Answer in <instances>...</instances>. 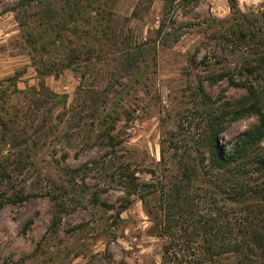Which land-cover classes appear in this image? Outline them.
Returning a JSON list of instances; mask_svg holds the SVG:
<instances>
[{
    "label": "rangeland",
    "instance_id": "1",
    "mask_svg": "<svg viewBox=\"0 0 264 264\" xmlns=\"http://www.w3.org/2000/svg\"><path fill=\"white\" fill-rule=\"evenodd\" d=\"M19 1L0 0V116L14 124L19 136L33 134L40 123L42 137L34 138L36 153L31 160H12L19 146L8 151L7 145H1L2 154L10 157L7 172L12 183L28 196L0 208V264H187L186 258L194 260L198 239L188 243L184 255L163 259L167 237L158 233L157 193L138 186L143 201L137 194L127 195L113 178L127 165L138 183L160 186L161 180H173L178 162L197 160L196 150L201 147L202 115L194 92L198 83L202 81L213 97L223 92L235 99L244 93L225 80L211 84L205 79L214 65L219 68L217 60L223 57L211 33L216 26L213 18L231 15L228 0H173L167 8L166 0H114L105 7L114 25L102 45L82 32L77 37L70 24L55 43L46 40L47 51H40L56 66L43 77L44 91L57 99L47 114L48 105L36 109L34 104L36 98L43 99L39 55L32 57L40 41L28 39L21 27ZM237 5L259 15L264 27V0H237ZM42 6L25 9L30 14L40 12ZM162 21L166 32L159 36L156 30ZM89 26L83 23L80 28ZM146 41L139 73L118 77L114 58L123 48ZM75 44L82 52L68 67ZM88 47L92 49L85 52ZM92 89L107 91L111 102L105 112L119 115L112 145L94 142L101 125L87 116L92 107L85 90ZM81 117L92 126L77 124ZM253 120L242 117L220 135L225 150L239 129ZM72 168L76 171L66 172ZM52 188L58 189L54 195L61 207L53 205L46 193ZM122 204L126 208L117 214ZM56 218L59 222L51 225Z\"/></svg>",
    "mask_w": 264,
    "mask_h": 264
},
{
    "label": "trees",
    "instance_id": "2",
    "mask_svg": "<svg viewBox=\"0 0 264 264\" xmlns=\"http://www.w3.org/2000/svg\"><path fill=\"white\" fill-rule=\"evenodd\" d=\"M113 1H19L21 16L18 19L21 27L28 39L40 41L39 46H34L32 56L36 59L39 55L38 85L43 90V99L36 98L34 101L36 109L48 105L47 114L55 104L53 101L57 100L56 94L44 91L46 86L43 77L52 73L56 67L41 53L47 51L46 40L55 43L61 31L72 24L73 33L77 37L83 33L87 37H94L102 45L103 38L108 39L113 30V18L109 16V9L105 8L112 6ZM171 1L166 0L164 7L167 8ZM228 2L231 15L224 19L213 18L216 26L211 33V38L221 47L223 57L217 60L219 68L214 65V70L205 79L211 84L225 80L229 86L243 89L244 93L235 99L227 98L223 92L213 97L206 91L202 81L198 83L194 92L199 100L196 109L202 115L201 147L196 150L197 160L178 162V175L173 180L166 183L161 180L160 186L151 182L138 183L133 174L129 173L127 165L121 166L117 178H113V181L122 185L127 195L137 194L143 201H146L145 195L138 194V186L143 185L157 193L160 212L158 233L167 237L162 254L166 260H169L168 255H184V251L190 247L188 243L198 239L195 258H186L187 264H217L224 259V264H264V27H261L259 15L254 11L240 10L237 0ZM39 3H43L40 12L27 13V9ZM83 23L90 26L81 29ZM156 31L159 36L166 32L164 21L159 23ZM147 45L146 41L122 49V54L114 58L118 77L139 73V61H145ZM91 49L88 47L85 52ZM81 52L79 45L75 44L70 49L65 65L71 67L73 59ZM82 76L85 77V71H82ZM10 78L13 79V76ZM88 91L85 90V94L89 97L92 111L87 116L93 117L101 125L94 142L112 145L115 122L119 115L105 112L111 102L107 91ZM246 116L253 117L255 123H251L249 130L239 134L232 146L225 150L220 135L234 121ZM81 118L76 119L77 124L92 126L85 117ZM0 125L1 208L9 202H21L28 196L24 188L12 183L7 172V160L10 157L2 154L1 145H7L8 151L19 146L12 160H31L36 153L34 138L42 137V134H38L42 126L39 123L33 134L19 136L9 119L0 116ZM73 171L76 168L66 170ZM56 192L58 189L52 188L46 193L54 201L53 205L61 207L62 204L54 195ZM105 205L115 209L110 204ZM125 208L126 204H122L115 212L119 214ZM58 222L59 218H56L51 225Z\"/></svg>",
    "mask_w": 264,
    "mask_h": 264
},
{
    "label": "clouds",
    "instance_id": "3",
    "mask_svg": "<svg viewBox=\"0 0 264 264\" xmlns=\"http://www.w3.org/2000/svg\"><path fill=\"white\" fill-rule=\"evenodd\" d=\"M252 123H255V121L253 120V121H251ZM249 129H248V127H247V125H245V126H243V127H241L240 129H239V133L238 134H243V133H245V132H247Z\"/></svg>",
    "mask_w": 264,
    "mask_h": 264
}]
</instances>
